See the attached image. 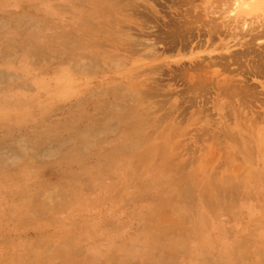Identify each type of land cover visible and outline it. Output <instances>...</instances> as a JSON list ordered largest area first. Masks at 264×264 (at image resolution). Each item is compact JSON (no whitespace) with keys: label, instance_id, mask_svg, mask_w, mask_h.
Segmentation results:
<instances>
[{"label":"rangeland","instance_id":"1","mask_svg":"<svg viewBox=\"0 0 264 264\" xmlns=\"http://www.w3.org/2000/svg\"><path fill=\"white\" fill-rule=\"evenodd\" d=\"M239 2L0 0V264H264V0Z\"/></svg>","mask_w":264,"mask_h":264},{"label":"bare ground","instance_id":"2","mask_svg":"<svg viewBox=\"0 0 264 264\" xmlns=\"http://www.w3.org/2000/svg\"><path fill=\"white\" fill-rule=\"evenodd\" d=\"M247 1H248V0H247ZM231 2H232V6L235 5L236 3H237V4L240 3L239 0H231ZM242 5H244V4H242ZM245 6H246V5H245ZM233 12H234V10H231V11H230V13H233ZM242 26H245V24H242ZM216 32H217V31H216Z\"/></svg>","mask_w":264,"mask_h":264}]
</instances>
